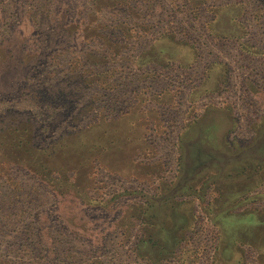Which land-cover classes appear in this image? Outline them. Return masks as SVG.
<instances>
[{
  "label": "rangeland",
  "instance_id": "374dc122",
  "mask_svg": "<svg viewBox=\"0 0 264 264\" xmlns=\"http://www.w3.org/2000/svg\"><path fill=\"white\" fill-rule=\"evenodd\" d=\"M0 264H264V0H0Z\"/></svg>",
  "mask_w": 264,
  "mask_h": 264
},
{
  "label": "trees",
  "instance_id": "16d2710c",
  "mask_svg": "<svg viewBox=\"0 0 264 264\" xmlns=\"http://www.w3.org/2000/svg\"><path fill=\"white\" fill-rule=\"evenodd\" d=\"M181 188L180 186H178V188H175V190H173V192L169 195L170 198H176L178 197V193L180 192ZM177 195V196H176ZM169 230V228H166L163 224H161V226L159 227L158 232H156L154 234V236L152 237L151 242H149V244H160L159 246H163L164 248L167 249V245L166 244V236H168L167 232ZM155 235H158L160 238H156ZM162 237V238H161ZM171 240V239H169ZM157 249V248H156Z\"/></svg>",
  "mask_w": 264,
  "mask_h": 264
}]
</instances>
